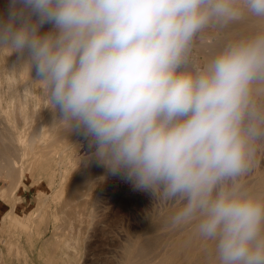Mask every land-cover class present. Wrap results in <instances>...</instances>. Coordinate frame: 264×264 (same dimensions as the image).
<instances>
[{
    "label": "clouds",
    "instance_id": "9594fccd",
    "mask_svg": "<svg viewBox=\"0 0 264 264\" xmlns=\"http://www.w3.org/2000/svg\"><path fill=\"white\" fill-rule=\"evenodd\" d=\"M264 16V0H245ZM235 0H9L0 50L35 72L58 121L112 174L199 214L219 264H264V201L230 186L247 168L249 83L264 73V36L231 45L198 75L179 72L193 35L239 16ZM49 25L47 31H42ZM32 76V75H31Z\"/></svg>",
    "mask_w": 264,
    "mask_h": 264
},
{
    "label": "rangeland",
    "instance_id": "374dc122",
    "mask_svg": "<svg viewBox=\"0 0 264 264\" xmlns=\"http://www.w3.org/2000/svg\"><path fill=\"white\" fill-rule=\"evenodd\" d=\"M8 3L9 0H0V18L6 16ZM244 3V0H235L234 6L238 4L235 7L240 14L228 24L239 23L245 14L252 15L244 12ZM253 17L250 19L253 20ZM217 21L212 19L193 35L177 71L198 75L213 60L208 46H220V43L224 46L228 42V38L224 39V32L232 33L238 28L228 26L230 29H227V23ZM49 27L46 25L42 31H47ZM241 32L237 33L238 38ZM235 33L233 37L237 36ZM219 35L221 42L217 39ZM20 63L17 54L10 55L8 50H0V147L5 143L14 149L21 164L17 171H23L21 175L13 176H20L15 178L17 182L0 171V264H123L128 245L139 231L147 230L152 217L164 215L170 220L183 208L187 199L178 195L162 200L136 189L122 174L112 175L98 161L95 148L90 146L89 141L58 121V113L50 108L43 86L33 80L35 72L31 74ZM259 74L257 79L263 75ZM35 117L46 122L43 123L42 135L32 143L30 139L34 128L29 124ZM250 124L264 131V89L260 91L248 87L242 127L246 130ZM22 151L23 154H20ZM47 156H55V160L47 163ZM263 171L264 135H260L249 141L246 170L230 179L228 184L242 193L248 192L245 193L248 195L253 193L254 188L250 186L255 185L257 176ZM13 179L17 187L10 195L13 197L7 200L9 187H14ZM27 189L33 198L30 205L24 210L17 209L12 217L4 219L12 210L16 195ZM259 196L255 199L264 201V192ZM159 221L150 225L155 227ZM164 221L158 226L160 230L156 228L157 232H153L159 236L156 238L152 234L153 240H157L154 242L164 237L160 241L162 243L158 242L163 245L165 239L166 243L169 242L183 229L178 230L181 226L173 228L169 221L168 224ZM159 244L155 243L156 250L165 246L160 247ZM154 253L152 251L151 254ZM143 259L136 260L137 264Z\"/></svg>",
    "mask_w": 264,
    "mask_h": 264
},
{
    "label": "bare ground",
    "instance_id": "6f19581e",
    "mask_svg": "<svg viewBox=\"0 0 264 264\" xmlns=\"http://www.w3.org/2000/svg\"><path fill=\"white\" fill-rule=\"evenodd\" d=\"M245 1V0H244ZM240 1H238V3H239ZM245 4V3H244ZM235 6H237L238 7V4L237 5H235ZM240 6V5H239ZM241 8H242V6H240ZM245 7L246 8H244V12L245 13H251L248 9H247V6L245 5ZM244 12H243V15H244ZM252 15H254L253 13H252ZM252 15H247L246 16V14H245V16L248 18H246V20L244 19L245 18V16H242V17H244L243 18V20L241 19V20H239V23H237L236 24V22L234 23V24H232V23H230L229 22V24H231V25H229L228 24V22H227V24L228 25H226V23L224 22V24L226 25V28L227 29H230V28H232V29H234V28H237L238 29V32L234 29V31H232V33L234 32H237V33H240V31H242L241 33V37L240 38H238V34L237 33H235V35H237V36H235V37H233V34L232 33H230L231 31H226V32H224V34H225V37L226 38H224V39H227L228 40V42L223 46V45H221V43H220V46H208L209 47V51L211 52V54H212V59L214 60L218 55H220L222 52H224L227 48H229L231 45H234V44H237V43H247V42H249V41H252V40H254V39H256L257 37H262V36H264V16H257V15H255L254 17L252 16ZM253 17V20L252 19H250V18H252ZM240 19V18H239ZM250 19V20H249ZM236 20H238V19H236ZM218 22V21H217ZM220 22V21H219ZM238 22V21H237ZM221 23H223V22H221ZM223 24V25H224ZM236 24V25H235ZM219 25V24H218ZM223 25H221L220 27H222ZM228 26H231L230 28L228 27ZM235 26V27H234ZM237 26V27H236ZM260 28V29H259ZM221 29V28H220ZM226 29V30H227ZM239 29H241L240 31H239ZM256 29H258V31L256 30ZM223 30H225V29H223ZM232 36V37H230V35ZM226 34L227 35H229V37L228 36H226ZM221 35V34H220ZM218 36V40L221 42V40H222V38H220L221 36ZM221 40H220V39ZM216 39V40H217ZM248 39V40H247ZM215 41V40H214ZM218 41V42H219ZM217 42V41H216ZM208 44V43H207ZM260 75V74H259ZM263 75H264V73H263ZM263 75L261 74V76L263 77ZM258 76V75H257ZM256 76V77H257ZM254 78L250 83H249V85H248V87H250V88H253V89H256V90H262V89H264V78H262V77H258L259 79H257V78ZM263 79V80H260V79ZM46 104V103H45ZM44 116V115H43ZM45 118V117H44ZM43 118V119H44ZM42 119V118H41ZM45 122H46V120H37V117H35L34 119H33V122L31 123V124H29V127H31V126H33V128H34V131L33 132H31V139H30V141L32 142V143H34L36 140H38L37 139V137H40L41 135H42V130H43V127L45 126L44 124H45ZM44 123V124H43ZM0 149H1V153H0V171H4L5 172V174L6 175H8V176H10V177H13L15 174H16V176L18 175V173H19V175H21V173L23 172H18V171H20L19 169H18V171H17V168H21V164H20V157L19 156H16L17 154H15V151H14V149L13 148H10L9 147V145H6L5 143L4 144H2V146L0 147ZM16 151H17V149H15ZM21 150H24V148H21ZM15 154V155H14ZM20 154H23V151H22V153L20 152ZM25 156V155H24ZM23 156V157H24ZM48 158H47V160H46V162L47 163H50L51 162V160H55V156H47ZM22 159V158H21ZM23 167V166H22ZM35 168V167H34ZM22 170H23V168H22ZM30 170V169H29ZM32 170H33V167H32ZM26 171V170H25ZM17 172V173H16ZM31 172V171H30ZM14 178V177H13ZM15 178H17V179H19L20 178V176L19 177H15ZM14 178V179H15ZM22 178V177H21ZM257 178H258V182L256 181V183H258L257 184V186L256 187H254L255 185H256V183H255V185L253 186V187H251L250 186V188L252 189V188H254V189H252L253 190V193H249L248 195L247 194H245V193H248V192H245V191H243V192H245V193H243V194H245V195H247V196H250V197H252V196H254L253 198H256L257 196L258 197H260L259 195H260V193H262V192H264V171L263 172H261L260 173V175L259 176H257ZM12 179V178H11ZM14 179L12 180L13 182H14ZM15 181L17 182V180L15 179ZM16 182H14L13 184V186L14 187H9V191L8 192H10L9 193V195L7 194L6 196H7V200L9 199L10 200V197H13V196H10L11 195V193L16 189V185H15V183ZM249 189V188H248ZM238 191H240V190H238ZM242 192V191H241ZM13 194V193H12ZM251 194V195H250ZM262 195V194H261ZM259 198H257V200H258ZM14 201H13V205H14ZM94 206V205H93ZM15 207V206H14ZM12 208V210L10 211V212H8L5 216H4V219H6V217H12L13 216V214H15V212H17L18 210L16 209V208ZM174 209V208H173ZM176 209V208H175ZM38 211V210H37ZM168 211V210H167ZM36 212V211H35ZM95 212V211H94ZM175 212V211H174ZM155 213V212H154ZM170 213V212H169ZM156 214V213H155ZM159 214V212L156 214V215H158ZM163 214V213H162ZM165 215H166V213H164ZM91 215V214H90ZM155 215V216H156ZM169 215H172V212L169 214ZM154 216V217H155ZM167 216H168V214H167ZM151 218V217H150ZM168 218H169V216L168 217H166V216H164V215H159V216H157L156 218H154L153 219V217H152V219H151V221L149 222V227H151L152 226V224H154L155 225V223L158 221V220H160L159 221V225L158 224H156V226L155 227H151V229L147 226L148 224L147 223H145V224H147L146 226V228H147V230L145 231V228H144V232H143V230H142V232H138L137 233V235L134 237V240H132L133 242L132 243H130L129 245H128V249H127V252H126V258L125 259H122V263L123 264H137V262H136V260H137V257L139 256L140 258H142L143 259V257H144V261H142V260H140L141 262H138V264H200V263H202V264H219V261H218V259H217V257H216V254H215V243H214V241H212L211 240V242L207 239V241L209 242H207L206 241V239L204 238V237H202L201 236V234L199 233V231H198V224H199V222H200V219H201V217H200V215L199 214H197V215H195L189 222H187V223H183V226L181 225V228L179 227L178 228V230L180 229H182V227H183V229L180 231V234L178 235L177 234V232H173V230H172V233H174V234H177L174 238H172V240H170L169 242H165L166 241V239L163 241V243H164V245H165V243H166V245L164 246L163 244H159V243H162V242H160L164 237H162V239H160V241H158V242H154V241H157V240H153L154 239V237H156L157 238V236H159V235H156V234H154L155 232L154 231H156V228H159V230H160V227H158V226H160L161 225V222H163L164 220H166V221H164V222H166L167 223V221H169L168 220ZM152 220H154L155 221V223H154V221H152ZM5 221V220H4ZM153 222V223H152ZM150 223H152L151 225H150ZM168 224V223H167ZM163 225H165V223L163 224ZM162 227V226H161ZM165 227V226H164ZM173 227V226H172ZM171 227V228H172ZM143 228V227H142ZM169 228H170V225H169ZM174 228V227H173ZM152 229H155V230H152ZM161 229H163L164 230V228H161ZM168 229V228H167ZM177 229V228H176ZM158 230V231H159ZM171 230V229H170ZM169 230V231H170ZM177 230V231H178ZM154 232V233H153ZM157 232V231H156ZM178 233H179V231H178ZM152 234H153V236L154 237H152ZM158 234V233H157ZM159 234H160V231H159ZM162 234H164L163 232H162ZM161 234V235H162ZM166 234H168V231H167V233ZM170 235H172L171 233H169ZM173 234V235H174ZM149 235H151V236H149ZM169 236V235H168ZM167 237V236H166ZM155 238V239H156ZM159 238V237H158ZM161 238V237H160ZM169 238V237H168ZM171 238V237H170ZM159 240V239H158ZM129 243V242H128ZM155 243H156V245H158L159 244V246L161 247V246H164V248H162V250H161V248H160V250H156L155 248H156V245H155ZM158 243V244H157ZM155 245V246H154ZM155 247V248H154ZM158 248V247H157ZM154 249H155V251H154ZM159 249V248H158ZM125 251H126V249H125ZM152 251L153 252H155L154 253V255H152L151 253H152ZM63 252V251H62ZM3 255V254H2ZM67 255V254H66ZM152 255V256H151ZM143 256V257H142ZM3 257V256H2ZM138 257V258H139ZM139 258V259H140ZM139 259L137 260V261H139ZM0 260H2V258L0 259ZM123 260H124V262H123ZM2 262V261H1ZM136 262V263H135ZM3 264H4V262H2Z\"/></svg>",
    "mask_w": 264,
    "mask_h": 264
},
{
    "label": "crops",
    "instance_id": "0c3cea01",
    "mask_svg": "<svg viewBox=\"0 0 264 264\" xmlns=\"http://www.w3.org/2000/svg\"><path fill=\"white\" fill-rule=\"evenodd\" d=\"M32 199L30 190H24L22 193L16 195L13 207L15 206L14 208L16 209L24 210L30 205Z\"/></svg>",
    "mask_w": 264,
    "mask_h": 264
}]
</instances>
